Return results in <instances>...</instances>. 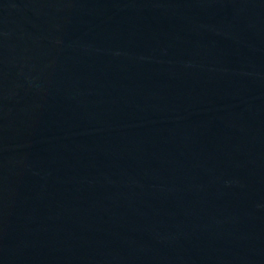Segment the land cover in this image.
Returning <instances> with one entry per match:
<instances>
[{
    "label": "water",
    "instance_id": "water-1",
    "mask_svg": "<svg viewBox=\"0 0 264 264\" xmlns=\"http://www.w3.org/2000/svg\"><path fill=\"white\" fill-rule=\"evenodd\" d=\"M0 264H264V0H0Z\"/></svg>",
    "mask_w": 264,
    "mask_h": 264
}]
</instances>
